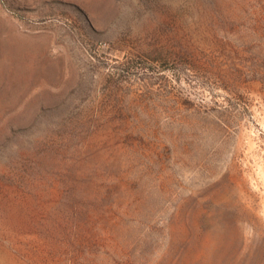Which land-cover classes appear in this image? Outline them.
Segmentation results:
<instances>
[{
	"label": "rangeland",
	"instance_id": "obj_1",
	"mask_svg": "<svg viewBox=\"0 0 264 264\" xmlns=\"http://www.w3.org/2000/svg\"><path fill=\"white\" fill-rule=\"evenodd\" d=\"M0 264H264V0H0Z\"/></svg>",
	"mask_w": 264,
	"mask_h": 264
}]
</instances>
